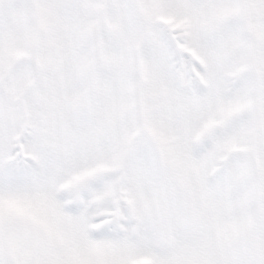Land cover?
<instances>
[{
    "label": "snow or ice",
    "instance_id": "1",
    "mask_svg": "<svg viewBox=\"0 0 264 264\" xmlns=\"http://www.w3.org/2000/svg\"><path fill=\"white\" fill-rule=\"evenodd\" d=\"M0 264H264V0H0Z\"/></svg>",
    "mask_w": 264,
    "mask_h": 264
}]
</instances>
